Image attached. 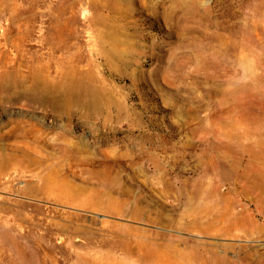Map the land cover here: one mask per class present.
<instances>
[{
  "label": "rangeland",
  "instance_id": "rangeland-1",
  "mask_svg": "<svg viewBox=\"0 0 264 264\" xmlns=\"http://www.w3.org/2000/svg\"><path fill=\"white\" fill-rule=\"evenodd\" d=\"M0 264H264V0H0Z\"/></svg>",
  "mask_w": 264,
  "mask_h": 264
}]
</instances>
